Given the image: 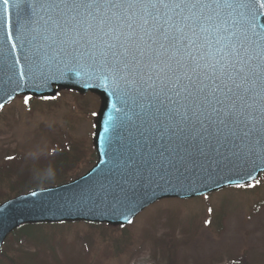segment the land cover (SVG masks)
<instances>
[{
  "label": "water",
  "instance_id": "95a60500",
  "mask_svg": "<svg viewBox=\"0 0 264 264\" xmlns=\"http://www.w3.org/2000/svg\"><path fill=\"white\" fill-rule=\"evenodd\" d=\"M262 3L256 0L242 19L228 8L206 12L213 19L197 22V36L192 39L203 46L191 48L192 55L215 52L204 38L214 43L212 25L225 18L241 20L250 40L264 45ZM36 4L37 0L7 4L0 0V109L19 95L46 97L59 90L99 95L102 106L94 138L99 162L70 184L38 190L0 206V248L23 224L86 221L124 226L163 198H193L249 183L264 172V81L250 76L245 85L250 91L241 89L246 103L214 104L230 113L218 117L210 106L198 110L191 98L185 99L187 93L180 85L188 83L184 74L193 75L190 69L196 66L185 53L157 56L149 51L145 57L137 56L139 64L117 75L109 70L111 63L105 66L103 54L109 53L111 62L107 43L118 46L123 37L119 42L101 40L95 29L85 31L86 24L62 31L54 22L55 12L39 7L34 11ZM200 23L208 28L206 33L199 31ZM262 57L261 47L250 45L245 71L260 72ZM198 63L197 73L204 79L212 72L208 64L215 60L206 57ZM226 68L239 83L236 71L227 64ZM216 75L227 80L220 65ZM178 77L180 85L173 88ZM176 91H181L179 97Z\"/></svg>",
  "mask_w": 264,
  "mask_h": 264
},
{
  "label": "rangeland",
  "instance_id": "374dc122",
  "mask_svg": "<svg viewBox=\"0 0 264 264\" xmlns=\"http://www.w3.org/2000/svg\"><path fill=\"white\" fill-rule=\"evenodd\" d=\"M53 100L51 109H41L21 97L0 113V173L10 167L8 157H36L55 142L64 143L70 136L86 140L93 134L101 104L96 95L62 91ZM2 195H12L11 187L5 184ZM139 217L124 232H106L130 239L131 249L122 258L103 259L101 253L110 249L109 243L101 230L92 231L85 224L56 240L52 237L55 253L49 245L33 242L21 249L33 255L30 264H264V177L246 189L230 188L189 201L165 200ZM44 232L51 234L48 229ZM0 263L10 264L2 256Z\"/></svg>",
  "mask_w": 264,
  "mask_h": 264
},
{
  "label": "snow or ice",
  "instance_id": "6c2138e0",
  "mask_svg": "<svg viewBox=\"0 0 264 264\" xmlns=\"http://www.w3.org/2000/svg\"><path fill=\"white\" fill-rule=\"evenodd\" d=\"M4 3L7 4L8 0H4ZM255 3L256 0H37L34 11L35 7L54 11L56 14L54 22L57 27H61L62 31L69 25L78 27L86 24L85 31L95 29L100 33L99 39L101 40L104 37H109L119 42L123 37V42L118 46L107 43L112 58L111 62L108 60L109 53L103 54L105 66L111 63L109 70L114 71L117 75L129 70L130 65L139 64L140 60L137 56L145 57L149 51L155 52L157 56L170 51L173 56L185 53L196 65L190 69L193 75H188L187 72L184 74L188 80V83L184 85H180L178 77L173 88L180 85L181 91L187 93L185 99L191 98L198 110L206 104L218 117L223 112L226 118L230 113L224 111L223 107H215L214 104L223 106L228 100H232L233 106H235L236 100L246 103L241 89L244 93L250 91L245 87L250 76L264 81V67H261L260 72H254L251 69L246 72L244 66L248 64V60L245 59V56L250 45L256 44L261 47L262 51H264V45L250 40L247 29L241 20L235 18H225L219 25H212V30L216 33L214 43L207 37L204 38L205 44L210 49L216 48L214 53L206 52L200 57L193 56L190 49L200 48L203 45H198L192 37L197 36V22L202 19L208 21L213 19L211 14L205 15L206 12L214 13L217 9L228 8L236 12L242 19L246 11H251ZM261 6H264V3ZM137 10H139V14ZM169 12L172 13L171 16ZM189 20L192 21L191 24L186 23ZM186 29L191 32V37L187 35ZM199 31L206 33L208 28L205 24L200 23ZM260 39L264 40V37ZM93 46L95 47V45ZM118 49H122V51ZM216 56H219L218 60H216ZM206 57H211L215 63L208 64L212 72L201 79L197 73V68L200 67L198 60ZM169 59H172V56ZM226 64L236 71L239 83L227 71ZM238 64L240 68L237 70L236 65ZM217 65H220L227 80L216 75ZM194 76L195 78H193ZM124 78V75H120V79ZM205 79L210 82L205 83ZM181 91H176L175 95L179 97ZM234 97L235 99H233ZM220 122L224 123V120L221 119Z\"/></svg>",
  "mask_w": 264,
  "mask_h": 264
},
{
  "label": "trees",
  "instance_id": "16d2710c",
  "mask_svg": "<svg viewBox=\"0 0 264 264\" xmlns=\"http://www.w3.org/2000/svg\"><path fill=\"white\" fill-rule=\"evenodd\" d=\"M55 148H57V151L53 157L52 164L49 170L46 172V176L54 179L53 183L48 185L43 184L42 178L39 179L40 176H34L31 180L25 181L23 183L20 181H16V184L21 183L20 187L33 189L42 188L53 184L64 183L73 177L74 168L77 165L81 164L86 159H88L90 163L95 162V154L91 145L86 144L82 141L70 140L67 144L64 143L56 145ZM90 228L93 231H97L96 226H91ZM32 230L33 227L28 226L26 227V229H22L19 232L23 233V239H32ZM20 237H22V235ZM21 241L22 240H17V242Z\"/></svg>",
  "mask_w": 264,
  "mask_h": 264
}]
</instances>
